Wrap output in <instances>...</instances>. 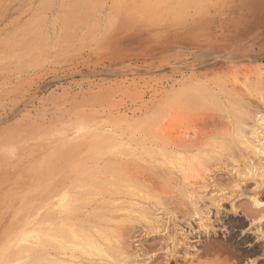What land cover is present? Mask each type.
<instances>
[{
	"label": "rangeland",
	"instance_id": "rangeland-1",
	"mask_svg": "<svg viewBox=\"0 0 264 264\" xmlns=\"http://www.w3.org/2000/svg\"><path fill=\"white\" fill-rule=\"evenodd\" d=\"M190 1L0 0V247L6 242L4 232L12 226L19 211V200L31 198L28 196L32 191L30 180L35 189L42 191L44 188H54L52 190L55 192L48 199V195L32 192L36 202L45 200L52 203L54 199L55 202L60 200L59 191L65 185L83 188L81 181H90V177L84 178V173L78 170L81 166H77L74 158L76 154L73 152L75 149L80 150L76 146L80 143L83 152L86 151L85 154L90 156L91 151L85 148L83 141L87 142L93 133L101 138L106 137L109 142L113 141L112 149H108L113 153H107L87 165L90 169L101 168L105 164L113 166V170L105 168L102 175L94 176L95 179L103 177L107 188L130 189L134 192L139 189L143 194L139 186L128 182L131 168L134 170L142 165L146 173L155 174L154 179L158 178L155 182H160L165 190H169L161 192L160 199L158 194L157 198H148L150 205H155L151 206L154 210L134 196L132 204L139 202L145 212L137 209L140 206L126 208L124 206L127 205L121 206L120 201H115L110 210L112 212H108L112 216H108L109 232L112 230L116 233L118 226L135 225L142 229L137 233L139 236L135 234L134 237L137 236L138 241L141 239L140 243L143 244V240L147 242L157 237L149 226L156 217L160 220V230L162 225L170 229L175 226L178 234L179 230L185 231L190 226L195 234L202 233L201 238L196 234L200 242L196 243L197 250L209 242V238L214 241L218 238L219 243L231 246L250 233L253 238L250 243L261 242L262 248L255 256L235 260L227 253L177 264H261L259 260L264 251V203L261 204L262 211L254 208L259 210L258 217L254 215L250 227L249 219L234 214L231 205L236 204L237 200L240 204L247 201V204L251 203L253 197L264 202V187H256L264 179V167L257 168L259 164L264 166V160L252 156L243 141L252 126L257 124L254 128L260 131V124L264 125V0ZM227 91L229 95H226ZM181 109L185 116L179 128L175 124L177 112ZM201 111H206L205 115L211 113V116L214 115L212 118L219 115L216 117L220 119L221 126L213 125V119L209 123L210 119H204ZM186 113L190 116H186ZM191 115L196 117L192 120ZM247 116L250 119L245 118ZM257 117L261 118V123L251 122ZM178 128L183 129L181 132L185 133L187 140H192L199 128L207 134L200 151L188 153L189 158L184 155L188 162L184 160L181 166L183 173L179 172L181 168L177 167V170L174 167L178 166L175 161L178 155L172 156L168 153L170 148L165 147L171 146ZM167 141L170 143L167 144ZM262 143L264 145V139ZM19 153H23L20 160L17 159ZM247 159L251 164L254 161L256 168H253L254 176L250 177V181L240 183L239 191L244 194L241 201L232 194L237 192L233 188L236 179L232 177V183L231 175L236 172L249 173L251 166ZM114 161L126 163L130 170L125 169L120 174L113 172L119 164L115 166ZM212 176L214 183L210 178ZM202 184L205 187L208 185L207 189ZM209 184H218V187ZM128 186L131 188H126ZM219 192H222V196ZM219 198H228V201H221L217 207L215 203ZM209 200L212 202L209 203ZM30 214L26 213L25 217ZM206 221L214 222L217 227L218 235L215 238L204 232L203 228L198 229ZM228 233L233 234L234 238L230 240ZM165 235L172 236V233L167 232ZM115 238L112 239L121 243L120 237ZM192 239L194 243L197 241L196 237ZM157 241L167 243L161 238ZM131 243L128 247L131 254L142 247L139 242L138 247L136 242ZM162 247L160 249L158 246L154 252L146 253L137 261L130 253L118 256L115 250L105 252L106 255L100 260L92 253L85 254L77 246L62 251L49 249L46 261H41V264H148L150 257L164 253ZM142 253L139 252L140 255ZM160 261V264H174L172 261Z\"/></svg>",
	"mask_w": 264,
	"mask_h": 264
},
{
	"label": "bare ground",
	"instance_id": "bare-ground-1",
	"mask_svg": "<svg viewBox=\"0 0 264 264\" xmlns=\"http://www.w3.org/2000/svg\"><path fill=\"white\" fill-rule=\"evenodd\" d=\"M121 1V0H120ZM190 1V0H189ZM147 3V2H146ZM191 3V1H190ZM116 4V3H115ZM185 4V3H184ZM188 4V3H187ZM192 5V4H191ZM96 7V6H95ZM185 7V6H184ZM117 9V8H116ZM115 10V9H114ZM123 10V9H122ZM121 11V9H120ZM125 11V8L124 10ZM127 11V10H126ZM131 12H133V10H130ZM115 13V12H114ZM119 13V12H118ZM126 13V12H125ZM136 13V12H135ZM134 13V14H135ZM139 14V13H138ZM130 15V14H129ZM136 15V14H135ZM106 16V15H105ZM131 16V15H130ZM137 16V15H136ZM128 17V16H127ZM135 17V16H133ZM132 17V18H133ZM150 17V16H149ZM137 18V17H136ZM122 21V20H121ZM118 22V21H117ZM120 23V21H119ZM130 24V23H129ZM73 25V24H72ZM80 25V24H79ZM119 25V24H118ZM132 26V25H131ZM126 27V26H124ZM61 28V27H60ZM104 30V29H103ZM106 30V29H105ZM9 34V33H7ZM240 37V36H239ZM14 46V45H13ZM228 55V54H227ZM240 56V55H239ZM239 68V67H238ZM233 70V69H232ZM236 70V69H235ZM237 71V70H236ZM214 74V73H213ZM244 74V73H243ZM250 75V74H249ZM245 76V75H244ZM248 76V75H247ZM249 78V77H248ZM207 79V78H206ZM209 81V80H208ZM239 81V80H238ZM246 80H244L245 82ZM250 82V81H248ZM247 83V82H246ZM264 83V82H263ZM220 84V82H219ZM200 85V84H199ZM226 85V84H225ZM231 85H233L231 83ZM223 85H221L222 87ZM218 87V86H217ZM219 88V87H218ZM221 89V88H220ZM223 90V89H221ZM225 90H228V89H225ZM233 90V88H232ZM255 90V89H254ZM206 91V90H205ZM230 91V90H229ZM243 91V90H242ZM233 92V91H231ZM230 92V93H231ZM245 92V91H243ZM246 93V92H245ZM228 94V91L226 93V95ZM235 94V93H234ZM247 94V93H246ZM244 94V95H246ZM229 95V94H228ZM237 96V95H236ZM228 97V96H227ZM254 97V96H253ZM186 98V97H185ZM184 98V99H185ZM239 98V97H238ZM191 99V98H190ZM241 99V97H240ZM259 99V97H258ZM264 99V98H263ZM181 100V99H179ZM182 101V100H181ZM226 101V100H225ZM248 101V100H247ZM263 101V100H262ZM190 102V101H189ZM227 102V101H226ZM264 102V101H263ZM179 103V102H178ZM184 103V102H183ZM229 103V102H228ZM231 103V102H230ZM250 104V103H248ZM229 105V104H228ZM231 105V104H230ZM229 105V106H230ZM251 105V104H250ZM240 106V105H239ZM247 106V105H245ZM264 106V105H262ZM183 107V106H182ZM232 107V106H231ZM179 108V107H178ZM184 110V109H183ZM207 111V110H206ZM206 111H201L203 113V117H205L204 119H210L208 120V122L210 123V121L212 120V124L215 125V126H221V122H220V119L218 117H220L219 115H217L218 117H216L215 115V118H212L213 116H211V113H208L211 117L209 118L208 114L206 113V115L204 114V112ZM223 111V110H222ZM234 111V110H233ZM232 111V112H233ZM244 111V110H243ZM177 112V111H176ZM182 109L177 112L178 114V118L176 120V124H175V127H181L184 123V116H183V113H182ZM184 112H186L184 110ZM191 112V111H189ZM188 113V112H187ZM186 113V114H187ZM198 113V112H196ZM194 113V114H196ZM200 113V114H202ZM236 113V111H235ZM239 113V112H237ZM236 113V114H237ZM192 114V112H191ZM199 114V113H198ZM223 114V113H222ZM197 115V114H196ZM195 116H192V120L193 118L196 117ZM186 116H190V114L186 115ZM206 116H208L206 118ZM250 116V114H249ZM243 117V116H241ZM240 117V118H241ZM186 118V117H185ZM189 118V117H188ZM191 118V117H190ZM197 118H198V115H197ZM245 118H249L250 117H245ZM199 119V118H198ZM222 119V118H221ZM252 119V118H251ZM186 120V119H185ZM188 120V119H187ZM186 120V121H187ZM197 120V119H196ZM202 120V116H201V119ZM199 120V121H200ZM237 120V119H236ZM240 120V119H238ZM247 120V119H246ZM261 121V118L257 117L256 119H254L253 121L251 122H254L256 124V122H260ZM191 121V120H190ZM205 121V120H203ZM203 121H200V122H203ZM207 121V120H206ZM244 121V120H243ZM250 121V120H249ZM198 122V121H197ZM199 122V123H200ZM241 122V121H240ZM248 122V120H247ZM189 123V121H188ZM261 123V122H260ZM192 124V122L190 123ZM190 124H188L187 126H189ZM259 124V123H258ZM194 125V124H193ZM201 125V123H200ZM205 125V124H203ZM210 125V124H208ZM211 125V126H213ZM237 125V124H236ZM252 125V123H251ZM257 125V124H256ZM256 125H254L256 127ZM192 126V125H190ZM189 126V127H190ZM197 126V124H196ZM240 126V124H239ZM254 126H249L251 127L250 131H247L248 132V136L247 135V132H246V135L243 133L244 137L246 136V140L243 139L244 143H246L247 145V148L249 149V151L251 152L252 156H254L255 158L259 159L260 161L264 160V145H263V139H264V125L263 124H260V128L261 130L258 131V128H254ZM174 127V128H175ZM186 127V126H185ZM214 127V126H213ZM243 128V126H240ZM245 127V126H244ZM178 128V133H177V136H175V138L173 139L172 141V144H170L171 146L168 147V146H165L166 148H170V151L168 153H171L172 156L173 154L175 156H177V161L178 162V166H174L175 169H178L181 168L182 164L184 163V160H186L185 163H187V159H184L185 158V154L188 155V158H189V154L190 152L194 151V150H199L200 149V146L205 142L206 138H207V134L204 130V132L202 130H200L201 128H199V130H195L196 131V135H194L195 137L192 138V140H187L185 138V133L182 134L181 131H183V129H179ZM177 129V128H175ZM187 129V127H186ZM215 128H213L214 130ZM240 129V128H239ZM194 130V129H193ZM212 130V131H213ZM229 130V129H228ZM199 131V132H198ZM207 131V130H206ZM220 131V130H219ZM79 132V131H78ZM185 132V131H184ZM215 132V131H214ZM227 132V131H226ZM243 132V131H242ZM241 132V133H242ZM92 133V132H91ZM210 133H211V130H210ZM229 133V132H228ZM213 134V133H212ZM240 134V133H239ZM83 135V134H82ZM91 135V134H90ZM100 135V133H99ZM210 135V134H209ZM227 135V133H226ZM242 135V134H241ZM84 136V135H83ZM86 136V135H85ZM174 136V135H173ZM217 136V134H216ZM216 136H213L214 138H216ZM30 137V136H29ZM39 137V136H38ZM87 137V136H86ZM220 137V136H219ZM80 138V137H78ZM77 138V140H79ZM109 138V137H108ZM209 138V137H208ZM12 139V138H11ZM18 139V138H17ZM43 139V138H42ZM82 139V138H81ZM80 139V141H81ZM14 140V139H13ZM114 140V139H113ZM208 140V139H207ZM241 140V139H240ZM83 141V140H82ZM262 141V142H261ZM84 143V146L85 148L89 149L91 151L90 153V156L86 155L85 152H83L82 150V145L80 143H77V147H80V150L78 149H75V151L73 152V154L75 155L74 158H76L75 160L77 161V166L81 168L78 169L79 171L83 172L85 176H83L84 178L86 176L90 177V181H88V179L86 181H88V183H85L84 181L82 183V187L83 188H70L69 186H66L62 188V190H60L59 192H61L59 195L61 196L60 200L55 202V199L53 200L54 203L52 202H45V200H41L40 202H36V200H34L32 198V192H35V193H40V194H43L44 196H47L46 199H48L55 191H53L52 189L54 188H44L42 191L41 190H38V189H35L33 186H34V183L33 181L30 180V187H31V190L28 194L29 197H31L30 199H20V208H19V211L18 213L15 215L14 219H13V223H12V226L10 228H7L6 231L4 232V237H5V244L3 246L0 247V264H41L42 262L46 261L45 259L47 258V255H48V251L49 249H54V250H66L68 249H72L73 247H76L78 249H80L82 252H84L85 254L89 253V254H94L96 255L100 260L102 257H104L106 254L105 252L107 253V251L109 250H115L117 251V254L118 256H126L127 254L130 253V251L128 250V247L131 246V242H136L135 245L139 246L142 245V247L140 246V249H138L135 253L132 252L131 256L133 257L134 260L137 261V259L139 260V258L141 257H144L145 255L149 254V253H152L154 252V250H156V248L159 246V248L161 249V247L163 248L162 250H165L164 253L162 255L157 254V255H154L151 256L153 257H148V264H158L160 259L161 261L162 260H165L166 262H170L172 261L174 264H177L178 262H182V261H186V260H197L199 258H202L204 256H208V255H211V256H221L222 254H230V257H232L233 259L235 260H238V259H244V257H252V256H255L259 253V251L261 250V242H254V243H250L252 241V237L250 235V233H246L245 235H243V238L236 242H234V244L232 243L231 246H227V245H223L221 243H219V239L218 238H215L216 234L218 233L217 232V227L212 223V222H209V221H206V223L204 225H200L198 227V229L200 228H203L204 229V232H206L208 235H212L213 238H215L216 240H212V238H209V242H207L205 245H201V249L197 250V246H196V243H200L198 241V237L197 235H201L202 233L198 234V233H194L193 232V228H190V226H188L187 230L183 231L182 229V232H180L179 230V233L177 234V230H176V227L174 228H171L170 227H166V226H163V228H161L162 230H160L158 224L160 222V220L158 218H154L151 222V224L149 223V226H150V229L154 230L155 234L157 235V237L155 236L154 238L152 239H149L147 240V242H143V244H141V239L140 241H138V237L134 235L137 234L138 232L141 231L140 227L139 228H136L134 227L133 225H128L126 224V226H118L116 227L118 229L115 230L116 233H117V236H116V233L113 232L112 230L109 232L107 229V225L109 224L108 221L110 220L108 216V212H112L110 211L112 209V207H114V202L115 201H120V204H122L121 206H124L127 205V206H124L126 208H133L134 206H140L138 207L137 209H140L139 211H142V212H145L144 211V208L141 207L142 205H139L140 203L139 202H134V204H132L133 202H131V199L135 196L136 198H138V200L141 202L143 201L144 204H149L147 206H150V208L154 207L155 205H150L149 203V200L148 198L152 199V196L157 198V194L159 195L161 192L162 193H165L166 189L162 187L161 184L158 183V181L155 182L156 179H154L155 177L153 175L155 174H151L150 173H146L144 168L141 167V166H138L136 167L134 170H132L133 168H131V170L129 169V167H126L127 165H125L126 163H122L120 161H114L113 164H118L116 166V169L113 171V172H116V173H121V172H124L125 169H129L130 170V173L128 174L130 179H128L130 183H133L137 186L140 187L141 191L143 192V194H141L140 190L138 192V190H135L132 191L130 190L129 188L131 187H126L128 188L129 190H124V189H114V188H107L104 183V179H102L101 177L100 178H97L95 179L94 176H98V175H102V171L103 169H107V168H111L113 170V166L112 165H109V164H105L103 165L101 168L97 167V169H90V166L87 167V165L93 163L94 161H96L97 158L99 157H102L103 155H106L107 153L110 154L109 150L108 149H112L113 147V144L111 142L108 141V139L105 137V138H101L100 136H98L97 134H93L90 136V138H88V141L85 142V140L83 141ZM169 144L170 142L167 141ZM230 142V141H229ZM240 142V141H239ZM238 142V143H239ZM242 142V140H241ZM243 143V145H244ZM256 143H259V144H256ZM64 144V143H63ZM73 144V147L74 146V143ZM241 144V143H240ZM211 145V144H210ZM207 147V145H205ZM209 146V145H208ZM217 146V145H216ZM242 146V144L240 145ZM220 147V146H219ZM218 147V148H219ZM211 148V147H210ZM222 148V147H221ZM246 148V149H247ZM203 149V148H202ZM21 151V150H20ZM88 151V152H90ZM200 151V150H199ZM202 151V150H201ZM18 152V151H17ZM35 152V151H34ZM55 152V151H54ZM204 152V151H203ZM208 152V151H207ZM211 152V151H209ZM31 153V152H30ZM87 153V152H86ZM113 153V152H111ZM166 153V154H168ZM15 154V153H13ZM18 153H16L15 155H17ZM20 154V153H19ZM23 154V153H21ZM18 155L17 159H21L23 158L22 156ZM34 154V153H33ZM35 154H40V152L38 153L35 152ZM34 154V155H35ZM201 154V153H200ZM199 154V155H200ZM215 154V153H214ZM8 155V153H7ZM192 155V154H191ZM217 155V154H216ZM27 156V155H26ZM157 156V155H156ZM156 156H152L154 158H157ZM170 156V155H168ZM172 156L170 158H172ZM184 156V157H183ZM201 156V155H200ZM206 156V155H205ZM204 156V157H205ZM28 157V156H27ZM160 157V156H159ZM158 157V158H159ZM198 157V156H197ZM252 157V158H254ZM8 158V157H7ZM6 158V159H7ZM239 158V157H238ZM3 159V158H2ZM5 159V158H4ZM9 159H10V156H9ZM116 160V157L114 158ZM135 159V157H134ZM193 159V158H192ZM118 160V159H117ZM121 160V159H120ZM136 160V159H135ZM138 160V159H137ZM136 160V161H137ZM159 160V159H158ZM170 160V159H169ZM173 160V159H171ZM216 160V159H215ZM229 160V159H228ZM239 160V159H238ZM3 161V160H1ZM113 161V159H112ZM139 161V160H138ZM144 161V160H143ZM195 161V159H194ZM197 162V161H196ZM247 162H249V166L248 168L249 169V173H243V174H240V173H237L234 174V175H231V182L233 181L232 179L235 178V185H234V189L236 190L237 193H232V194H235L234 196H236L235 198H244V194L243 192H240V183H246L247 181H250V177H253L254 176V172H253V168H256V165H254V161H253V164H251L250 160L247 159ZM259 162V161H258ZM5 163V162H3ZM41 163V162H40ZM104 163V162H102ZM111 163V164H112ZM133 163V162H132ZM130 163V164H132ZM142 163V162H140ZM144 163V162H143ZM142 163V164H143ZM175 163V162H174ZM173 163V164H174ZM190 163V162H189ZM62 164V163H61ZM129 164V163H128ZM149 164V163H148ZM167 164V163H166ZM176 164V163H175ZM84 165V166H83ZM125 165V166H123ZM36 166V165H35ZM67 166H70L69 164ZM100 166V165H99ZM143 166H146V165H143ZM199 166V165H198ZM37 167V166H36ZM85 167V168H83ZM93 167V166H92ZM147 167V166H146ZM186 167V166H185ZM197 167V166H196ZM264 166L259 164L257 168H263ZM71 168V166H70ZM83 168V169H82ZM216 168V167H215ZM110 169V170H111ZM177 169V170H178ZM234 169V168H233ZM246 169V168H245ZM108 170V171H110ZM152 170V169H151ZM183 170V167L179 170V172L181 173V171ZM186 170V168H185ZM196 170V169H195ZM210 170V169H209ZM157 171V170H156ZM184 171V170H183ZM182 171V173H183ZM197 171V170H196ZM24 172V171H23ZM26 172V171H25ZM29 172V171H28ZM78 172V171H77ZM76 172V173H77ZM106 172V170H105ZM105 172H103V174H105ZM178 172V171H177ZM203 172V171H202ZM239 172V171H238ZM9 173V172H8ZM43 173V172H42ZM112 172H110L111 174ZM196 173V172H195ZM201 173V172H200ZM204 173V172H203ZM221 173V171H220ZM18 174V173H17ZM28 175V173H26ZM58 174V173H56ZM113 174V173H112ZM111 174V175H112ZM126 174V172H125ZM158 174V173H157ZM168 174V173H167ZM213 174V173H212ZM22 175V173H21ZM83 175V174H82ZM110 175V176H111ZM115 175V174H114ZM180 175V174H179ZM228 175V174H227ZM106 176V175H105ZM123 176V175H122ZM159 176V175H158ZM186 177V175H184ZM188 176V175H187ZM195 176V175H194ZM200 176V175H199ZM198 176V177H199ZM114 177V176H112ZM132 177V179H131ZM164 177V176H163ZM169 177V176H168ZM182 177V176H181ZM184 177V178H185ZM220 177V176H219ZM219 177H217L219 179ZM223 177V176H222ZM233 177V178H232ZM13 178V177H12ZM118 178V177H117ZM125 178V177H124ZM160 178V177H159ZM183 178V177H182ZM183 178V179H184ZM192 178V177H191ZM195 178V177H194ZM212 179V181L214 180L213 176L210 177ZM227 178H230L227 177ZM67 179V177L65 178ZM106 179V178H105ZM174 179V178H173ZM23 180V179H22ZM26 180V179H25ZM185 180V179H184ZM187 180V179H186ZM185 180V181H186ZM217 180V179H215ZM24 181V180H23ZM184 181V182H185ZM197 181V180H196ZM2 182V180H1ZM107 182V180H106ZM162 182V181H161ZM180 182V181H179ZM23 183V182H22ZM175 183V182H174ZM189 183V182H188ZM214 183V181H213ZM233 183V182H232ZM9 184V183H8ZM52 184V183H51ZM79 184V183H78ZM77 184V186H78ZM106 184V183H105ZM163 184V182H162ZM166 184V183H165ZM184 184V183H183ZM112 185V184H111ZM122 185V184H121ZM127 185H130V184H127ZM203 185V184H202ZM210 185V184H209ZM213 185V184H211ZM210 185V186H211ZM217 187H218V184H216ZM216 185H213L214 187ZM223 185V184H222ZM226 185V184H224ZM223 185V186H224ZM245 185V184H244ZM81 185H79L78 187H80ZM117 186V185H116ZM124 186V185H123ZM132 186V185H131ZM178 186V185H177ZM208 186V185H207ZM207 186L205 187L203 185V188L205 187L207 189ZM106 187V188H103ZM111 187V186H109ZM125 187V186H124ZM171 187V186H169ZM168 187V188H169ZM198 187V186H197ZM202 187V186H201ZM213 187V188H214ZM256 187H264V179H262L259 183L258 186ZM26 188V187H24ZM116 188V187H115ZM118 188V187H117ZM122 188V187H121ZM134 188V187H133ZM260 188V189H261ZM202 189V188H201ZM209 189V187H208ZM212 189V188H211ZM242 189V188H241ZM57 190V189H56ZM200 190V189H199ZM199 190H197L199 192ZM213 190V189H212ZM222 190V189H221ZM240 190V191H239ZM264 190V189H263ZM17 191V190H16ZM15 191V192H16ZM169 191V190H168ZM196 191V192H197ZM239 191V192H238ZM188 192V191H187ZM203 192V191H202ZM201 192V193H202ZM207 192V191H206ZM213 192V191H212ZM225 192V191H224ZM13 193V192H12ZM192 193V192H191ZM222 193V192H221ZM221 193L219 192V194L221 195ZM254 193V192H253ZM11 194V192L9 193ZM189 194V193H188ZM198 194V193H197ZM218 194V193H217ZM218 194V195H219ZM228 194V193H227ZM226 194V195H227ZM8 195V194H6ZM193 195H195L193 193ZM217 195V196H218ZM257 195V193H256ZM13 196V195H11ZM41 196V195H40ZM57 196V195H55ZM58 196V197H60ZM151 196V197H150ZM177 196V195H175ZM186 196V194H185ZM197 196V195H196ZM222 196V195H221ZM166 198V196H164ZM195 197V196H194ZM201 197V196H199ZM203 198H206L204 196H202ZM249 197V196H248ZM251 197V196H250ZM45 198V197H44ZM178 198V197H177ZM184 198V197H182ZM197 198V197H196ZM225 198V196L223 197ZM223 198H219V200L215 203L217 204V207L220 206V202L225 200V201H228V198L227 199H223ZM233 198V199H235ZM247 198V197H246ZM159 199H160V195H159ZM168 199V198H166ZM188 199V198H187ZM192 199V198H191ZM190 199V200H191ZM50 200V199H49ZM145 200V201H144ZM175 200V199H174ZM177 200V199H176ZM182 200V199H181ZM184 200V199H183ZM214 200V199H213ZM216 200V199H215ZM231 201L232 198L230 199ZM229 200V201H230ZM168 200H166L167 202ZM171 201V200H170ZM180 201V200H179ZM185 201H186V198H185ZM193 201V200H192ZM211 200H209V203H210ZM223 201V202H225ZM235 201V200H234ZM239 200H237V203L234 204L232 203L231 205V210L234 214H241V216H243V218L245 217L246 219H249V227L252 225L253 223V220L252 218L254 217V215L257 216V213L259 212V210H254V208L256 207L257 209H260V211H262L261 207L264 202H260L258 201L255 197L251 198V203H248L245 202H238ZM242 201V199H241ZM245 201V200H244ZM156 202V201H155ZM160 202V201H159ZM181 202V201H180ZM179 202V203H180ZM190 202V201H189ZM195 202V201H194ZM196 202H198V200L196 199ZM212 202V201H211ZM142 203V202H141ZM192 203V202H190ZM181 204V203H180ZM184 204V203H182ZM181 204V205H182ZM198 204H201L200 202ZM197 204V205H198ZM204 204V203H203ZM214 204V205H215ZM219 204V205H218ZM250 204V205H249ZM164 205V204H163ZM162 205V206H163ZM249 205V206H248ZM111 206V207H110ZM120 206V207H121ZM152 206V207H151ZM176 206V205H175ZM178 206V205H177ZM18 207V206H17ZM194 207V206H193ZM264 207V205H263ZM143 208V209H141ZM160 208H163V207H160ZM178 208V207H177ZM176 208V209H177ZM153 209V208H152ZM155 209V208H154ZM153 209V210H154ZM182 209V207H181ZM196 209V208H195ZM126 210V209H125ZM128 210V209H127ZM148 210V209H147ZM183 210V209H182ZM137 211V210H136ZM134 211V212H136ZM150 211V210H149ZM157 211V210H156ZM163 211V210H162ZM160 210V212H162ZM165 211V210H164ZM193 211V210H192ZM190 211V212H192ZM197 211V210H196ZM129 212V211H128ZM138 212V211H137ZM183 212V211H182ZM208 212V211H207ZM264 212V211H263ZM26 213H31L28 217H25L26 216ZM130 213V212H129ZM150 213V212H149ZM186 213V212H185ZM219 213V212H218ZM137 214V213H136ZM141 214V213H139ZM144 214V213H143ZM158 214V213H157ZM168 214V213H167ZM189 214V213H188ZM194 214V213H193ZM126 215V214H124ZM129 215V214H128ZM153 215V214H152ZM165 215V214H163ZM196 215V214H195ZM193 215V216H195ZM201 215V214H200ZM205 215V214H204ZM169 216V215H168ZM197 216V215H196ZM195 216V217H196ZM206 216V215H205ZM112 217V216H110ZM127 217V216H126ZM198 217V216H197ZM258 217V216H257ZM35 219L34 221H31V219ZM179 218V217H178ZM181 218V217H180ZM200 218V217H199ZM204 218V216H203ZM121 219V218H120ZM129 219V218H128ZM255 219V218H254ZM259 219V218H258ZM207 220V219H206ZM216 220V219H215ZM256 220V219H255ZM259 220H262L259 219ZM113 221V220H112ZM203 221V220H202ZM217 221V220H216ZM245 221V220H244ZM247 221V220H246ZM111 222V221H110ZM118 222V221H116ZM186 222V221H185ZM112 223V222H111ZM162 223V222H161ZM203 223V222H202ZM167 224V223H166ZM165 224V225H166ZM170 224V223H169ZM217 224V222H216ZM244 224V222H243ZM247 224V223H246ZM262 224H264V222H262ZM176 225V224H175ZM191 225V224H190ZM193 225V224H192ZM219 225V224H218ZM225 225V224H224ZM137 226V225H136ZM168 226V225H167ZM234 226V225H232ZM161 227V226H160ZM216 227V228H215ZM136 228V229H135ZM178 228V227H177ZM181 229V228H180ZM193 229V230H192ZM202 229V230H203ZM252 229V227H251ZM110 230V229H109ZM227 230V229H226ZM177 231V232H175ZM201 231V230H200ZM228 231V230H227ZM230 231V229H229ZM152 232V231H151ZM172 233V236H168L166 237L165 233ZM199 232V231H198ZM220 232V231H219ZM153 233V232H152ZM139 234V233H138ZM137 234V235H138ZM162 234V235H161ZM229 234V233H228ZM171 235V234H170ZM218 235V234H217ZM235 235V234H234ZM139 236V235H138ZM144 236V235H143ZM228 238L231 240L232 238H234L233 234H229L227 235ZM118 238L120 237L121 238V243H117V241H115L114 239L112 238ZM162 237H166L165 239L167 240V243L165 244V242L163 244L160 243V241H157L159 240V238H161V240L163 241H166L165 239H162ZM197 239V241L194 243L192 242L191 240H194L192 238H195ZM257 237V236H256ZM260 237V236H259ZM115 238V239H116ZM201 238V236H200ZM204 238V237H203ZM236 238V237H235ZM133 241H130L132 240ZM191 239V240H190ZM210 239L212 241H210ZM218 239V242H216ZM236 241V240H235ZM119 242V241H118ZM139 242V244H138ZM71 243V244H70ZM73 243V244H72ZM117 243V244H116ZM203 244V242H201ZM165 244V245H164ZM67 245V246H66ZM75 245V246H74ZM134 245V244H133ZM134 245V246H135ZM244 245L246 247H244ZM137 246V247H138ZM136 247V248H137ZM199 247V246H198ZM77 248H74V249H77ZM133 248V247H131ZM134 248V249H136ZM148 250L149 252H147L146 250ZM159 249V250H160ZM158 250V249H157ZM75 251V250H74ZM78 251V250H76ZM80 251V252H81ZM112 251V252H113ZM144 252L142 253L141 255L139 254V252ZM81 252V253H82ZM157 252V251H156ZM159 252V251H158ZM157 252V253H158ZM147 253V254H146ZM162 253V252H161ZM83 254V253H82ZM81 254V255H82ZM108 255V254H107ZM110 255V254H109ZM84 256V255H83ZM87 256V255H86ZM91 256V255H89ZM152 258V259H151ZM48 260V259H47ZM55 259H53V262L55 263L54 261ZM99 260V261H100ZM142 260V259H141ZM200 260V259H199ZM198 260V261H199ZM42 261V262H41ZM125 261V260H124ZM123 261V262H124ZM143 261V260H142ZM147 261V260H145ZM160 261V262H161ZM49 262V260H48ZM52 262V260H51ZM52 262V263H53ZM58 262V261H57ZM131 262V261H130ZM141 262V261H140ZM238 262V261H237ZM121 263V262H120ZM119 263V264H120ZM201 263V262H199ZM198 263V264H199ZM259 263L261 264H264V251H263V255H262V258L259 260ZM60 264V263H58ZM123 264V263H122ZM144 264V263H143ZM160 264V263H159ZM172 264V263H171Z\"/></svg>",
	"mask_w": 264,
	"mask_h": 264
}]
</instances>
